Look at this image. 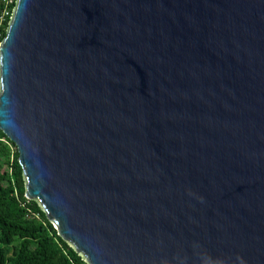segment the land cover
<instances>
[{
  "label": "water",
  "instance_id": "1",
  "mask_svg": "<svg viewBox=\"0 0 264 264\" xmlns=\"http://www.w3.org/2000/svg\"><path fill=\"white\" fill-rule=\"evenodd\" d=\"M0 129L89 264H264V0H17Z\"/></svg>",
  "mask_w": 264,
  "mask_h": 264
},
{
  "label": "trees",
  "instance_id": "2",
  "mask_svg": "<svg viewBox=\"0 0 264 264\" xmlns=\"http://www.w3.org/2000/svg\"><path fill=\"white\" fill-rule=\"evenodd\" d=\"M17 2L0 26V43L8 33ZM5 3L0 0V20ZM15 143L0 129V264H89L58 235L37 200L26 198V179Z\"/></svg>",
  "mask_w": 264,
  "mask_h": 264
},
{
  "label": "built area",
  "instance_id": "3",
  "mask_svg": "<svg viewBox=\"0 0 264 264\" xmlns=\"http://www.w3.org/2000/svg\"><path fill=\"white\" fill-rule=\"evenodd\" d=\"M2 1L5 3V9H4L3 16L1 17V20H0V26H1V23H2V20L4 19V17H5L6 15L9 14V8H8V7H9L14 1L17 2V0H2ZM0 34H1V32H0Z\"/></svg>",
  "mask_w": 264,
  "mask_h": 264
}]
</instances>
